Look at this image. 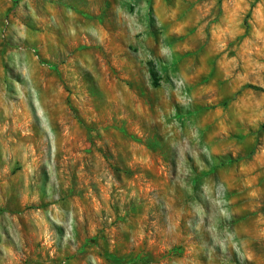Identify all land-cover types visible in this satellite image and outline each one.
Here are the masks:
<instances>
[{
    "label": "rangeland",
    "instance_id": "obj_1",
    "mask_svg": "<svg viewBox=\"0 0 264 264\" xmlns=\"http://www.w3.org/2000/svg\"><path fill=\"white\" fill-rule=\"evenodd\" d=\"M0 264H264V0H1Z\"/></svg>",
    "mask_w": 264,
    "mask_h": 264
},
{
    "label": "crops",
    "instance_id": "obj_2",
    "mask_svg": "<svg viewBox=\"0 0 264 264\" xmlns=\"http://www.w3.org/2000/svg\"><path fill=\"white\" fill-rule=\"evenodd\" d=\"M1 1V0H0Z\"/></svg>",
    "mask_w": 264,
    "mask_h": 264
}]
</instances>
